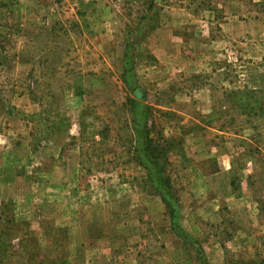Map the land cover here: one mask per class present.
I'll return each instance as SVG.
<instances>
[{
  "label": "rangeland",
  "instance_id": "rangeland-1",
  "mask_svg": "<svg viewBox=\"0 0 264 264\" xmlns=\"http://www.w3.org/2000/svg\"><path fill=\"white\" fill-rule=\"evenodd\" d=\"M15 1L0 0V264H264V0ZM129 99L166 146L160 192Z\"/></svg>",
  "mask_w": 264,
  "mask_h": 264
},
{
  "label": "trees",
  "instance_id": "trees-1",
  "mask_svg": "<svg viewBox=\"0 0 264 264\" xmlns=\"http://www.w3.org/2000/svg\"><path fill=\"white\" fill-rule=\"evenodd\" d=\"M153 7L154 3H150ZM156 6V5H154ZM5 56L3 53H0V63L1 60H3ZM127 69L124 71V75L127 74ZM129 105V113L131 115V132L132 135V141H133V147L135 152H137L138 156V162L145 166V168L148 170L147 175L152 176V187H156L157 190L160 192L161 188L163 190V187L165 186V182L160 177L162 165L159 164V160L163 155V151L166 149V146H160V144H163L160 141H157L153 138L150 132V110L148 105L143 104L139 102L138 100L129 99L128 101ZM134 139V140H133ZM156 190V189H155ZM160 197L164 203L165 209L170 217V228L174 233L181 234V236L184 237V239H188V237L183 233H180V228L178 227V224H176V211L174 207V200L171 195V193H165L160 194ZM1 245V241H0ZM35 260L31 262L30 257V264H47L44 260V256L40 255L39 252H37L35 255ZM44 260V261H43ZM29 264V263H25ZM50 264H64V263H55L52 262Z\"/></svg>",
  "mask_w": 264,
  "mask_h": 264
},
{
  "label": "crops",
  "instance_id": "crops-1",
  "mask_svg": "<svg viewBox=\"0 0 264 264\" xmlns=\"http://www.w3.org/2000/svg\"><path fill=\"white\" fill-rule=\"evenodd\" d=\"M16 1H18V0H16ZM15 1V2H16ZM29 1H31V0H24L22 3H19V4H28L29 3ZM93 4V0H78V2H77V6L80 8V7H82V8H84V10H87V14L88 15H90V14H92L93 15V13H92V10H91V5ZM86 5L88 6V7H86ZM98 5V4H97ZM87 8V9H86ZM89 10L91 11L90 13H89ZM89 17V16H88Z\"/></svg>",
  "mask_w": 264,
  "mask_h": 264
}]
</instances>
